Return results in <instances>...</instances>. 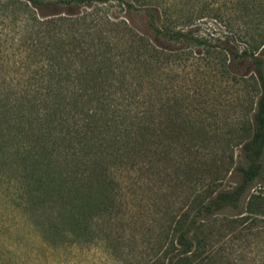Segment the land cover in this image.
I'll use <instances>...</instances> for the list:
<instances>
[{
  "label": "trees",
  "instance_id": "obj_1",
  "mask_svg": "<svg viewBox=\"0 0 264 264\" xmlns=\"http://www.w3.org/2000/svg\"><path fill=\"white\" fill-rule=\"evenodd\" d=\"M0 202L21 253L264 264V0H0Z\"/></svg>",
  "mask_w": 264,
  "mask_h": 264
},
{
  "label": "rangeland",
  "instance_id": "obj_2",
  "mask_svg": "<svg viewBox=\"0 0 264 264\" xmlns=\"http://www.w3.org/2000/svg\"><path fill=\"white\" fill-rule=\"evenodd\" d=\"M110 11L117 12V14L121 15L125 14L120 8L111 7ZM205 26L210 25L206 24ZM204 29L205 27L202 28V30ZM205 31L207 32V29ZM228 89L230 96L233 97L237 94L236 88L231 87ZM3 230L0 233V264H110L100 252H80L73 250L69 255L63 256L57 254L54 256H46L45 246H42L36 239L27 245L23 244L24 246L22 247L27 250L25 253L13 251L10 248V235L7 226Z\"/></svg>",
  "mask_w": 264,
  "mask_h": 264
}]
</instances>
